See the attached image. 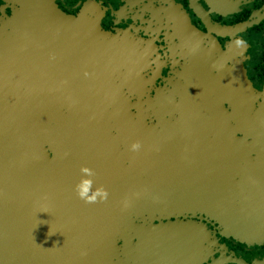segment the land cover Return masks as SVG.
Wrapping results in <instances>:
<instances>
[{"label": "water", "instance_id": "1", "mask_svg": "<svg viewBox=\"0 0 264 264\" xmlns=\"http://www.w3.org/2000/svg\"><path fill=\"white\" fill-rule=\"evenodd\" d=\"M44 3L42 9L53 13H32L30 17L15 13V83L2 79L9 84L3 93L13 96L0 97V264H129L132 254L125 253L120 241L131 251L135 238L139 240L135 258L140 264H177L178 253L195 235L187 229L191 225L170 222L150 228L137 221L157 219L155 202L192 203L189 194L173 191L184 175L167 170H178L184 164L182 150L210 147L212 142L203 136L193 140L195 146L182 148L179 137L184 133L179 131V123L187 130L198 126L206 132L204 124L217 114L218 121L222 120V169L218 172L216 165L205 161L203 172L194 175L203 182V191L198 190L202 207L186 211L196 214L199 210L219 223L223 236L260 244L264 239V188L251 190V185L258 184H252L251 165L243 164L252 163L251 154L256 153V171L264 178V94L253 88L242 61L234 62V67L228 59L225 62L222 100H208L194 79L187 96L170 104L171 109L153 105L155 117L151 118L137 103L132 106L130 97L126 101L125 88L135 93L141 73L124 37L103 31L99 19L86 15L90 9L76 17L58 9L53 0ZM251 25L238 26L228 34ZM43 67L47 71L42 74ZM212 105L222 112H214ZM147 120L158 121L149 129L154 136L143 135L149 142L133 152L130 140ZM122 122L128 124L127 149L117 157L123 160L129 153L138 163L136 170L142 169L138 166L145 158L151 165L146 183L139 177L112 172L107 159L113 153L92 149L107 144V135L113 142L116 136L110 133V124ZM253 122L258 127L251 126ZM240 131L245 138H253L250 145L255 151L250 147L236 164L233 154L240 149L230 143L241 146L236 135ZM158 136L175 140L168 143ZM82 167L95 172L93 190L106 189L107 201L85 203L77 196ZM238 175L246 181H238ZM190 192L194 197L195 190Z\"/></svg>", "mask_w": 264, "mask_h": 264}, {"label": "flooded vegetation", "instance_id": "2", "mask_svg": "<svg viewBox=\"0 0 264 264\" xmlns=\"http://www.w3.org/2000/svg\"><path fill=\"white\" fill-rule=\"evenodd\" d=\"M58 9L67 15L79 17L86 13L93 19H99L98 22L103 31L121 35L126 40L127 49L132 48V59L140 68L141 77L136 84V91L132 93L125 88L126 101L130 97L131 105H139L145 115L150 114L154 118L153 105L169 107L170 104L179 103V98L187 96L189 93L188 85L195 79L198 82V89L205 93V97L222 100V68L228 59V64L235 66L234 62L242 61L246 70L248 80L253 88L259 93L264 94V0H53ZM44 0H0V97L13 96V93H3L9 86L3 81V78H9L15 83L16 76V34L12 20L15 13H27L30 17L32 13H53V10L46 11ZM246 23H252L241 31L230 33L231 29ZM12 40V42H11ZM243 41L242 46H237L236 41ZM13 46L15 48H13ZM18 49V47H17ZM20 54V53H19ZM29 59H27L28 61ZM30 62L43 63L30 59ZM30 64V63H28ZM13 66V67H12ZM46 67L41 69V73L46 72ZM18 73V72H17ZM231 75V73H230ZM201 80V83L199 82ZM203 86V89L201 87ZM17 95L16 93L14 94ZM262 100L260 99V102ZM137 103V104H136ZM126 106V105H125ZM176 106V105H175ZM174 106V107H175ZM128 107V106H127ZM214 112H222L212 105ZM259 105L256 103L255 110L258 111ZM134 114H138L135 108L131 109ZM220 116L204 124L203 129L206 132L199 131V127L187 130L184 123H179V131L184 133L179 137L182 148L195 146L194 141L206 137L212 145L206 148H195L193 151H183L185 162L178 170L168 169L171 174H180L184 177L176 185L183 195H190L191 204L170 205L166 202H155L157 219L154 221H137L139 224L146 223V227L153 228L162 223L190 224V232L195 233L191 236L195 244L199 246L197 255L193 259V264H264V239L260 244L243 243L233 236H223L222 227L219 223L205 218L199 212L196 214L188 213L189 209H200L202 203L199 199L198 190L203 191V182L194 176L201 167L205 166V161L216 165L218 172L222 169V120ZM134 122L133 124H135ZM107 123H105L106 125ZM132 124V125H133ZM140 124L141 132L130 140V143L139 142L144 147L149 142L143 135L154 136V130H149L158 124L157 120ZM94 125V123H93ZM110 132L116 138L113 140L107 135L104 141L107 144L95 145L92 149L95 152L108 151L113 153L110 159L112 172H119L125 175L139 177V181L146 183L150 176L151 165L144 159L140 160L136 170L135 161L130 159L129 153L124 154V159L117 157L122 154L126 148L125 127L127 122L110 124ZM139 125V123L137 124ZM255 126L254 122L251 125ZM120 127L124 128L121 130ZM197 128V129H196ZM153 133V134H151ZM237 145L230 143V146L239 148L240 153L233 154L237 161L249 148H255L250 145L253 138H245L244 132H236ZM136 138V140H134ZM163 141L172 143L175 137L168 138L158 136ZM134 140V141H133ZM164 141V142H165ZM129 143V141L127 140ZM166 142V143H167ZM116 146V150H115ZM74 149H79L73 145ZM141 147L139 151H141ZM233 148V147H232ZM201 150V151H200ZM235 151V149H234ZM91 163L93 162L90 159ZM241 160V159H239ZM247 160L248 159H244ZM251 162L243 164L252 167L254 180L251 190L254 188H264V178L256 168L259 167V156L256 153L251 154ZM149 167V168H148ZM145 168L147 170H145ZM106 170V169H105ZM210 170L207 169V172ZM161 173V172H159ZM162 174V173H161ZM152 181V178L149 179ZM238 181H246L240 175ZM260 180V182H258ZM199 182V183H198ZM251 183V180L249 181ZM159 190V189H156ZM191 190H195L194 197ZM202 199V198H201ZM204 208V207H203ZM167 209H175L170 211ZM170 215H176L170 217ZM165 216V217H164ZM122 227L121 231L123 230ZM263 232V230H262ZM264 238V237H263ZM138 238H135L128 251L124 240L120 241L121 247L125 253L131 252L129 264H140L136 253ZM126 262V256H122Z\"/></svg>", "mask_w": 264, "mask_h": 264}, {"label": "clouds", "instance_id": "3", "mask_svg": "<svg viewBox=\"0 0 264 264\" xmlns=\"http://www.w3.org/2000/svg\"><path fill=\"white\" fill-rule=\"evenodd\" d=\"M237 46H242L243 41L237 40ZM141 145L139 142L133 143L130 150L133 152L139 151ZM82 178L80 182L76 185L77 196L83 200L85 203H97L105 202L108 198V192L103 187L95 188L93 190L94 180L92 179L95 176V172L87 167L81 168ZM88 177V178H84Z\"/></svg>", "mask_w": 264, "mask_h": 264}, {"label": "rangeland", "instance_id": "4", "mask_svg": "<svg viewBox=\"0 0 264 264\" xmlns=\"http://www.w3.org/2000/svg\"><path fill=\"white\" fill-rule=\"evenodd\" d=\"M193 236H195V235H193ZM188 243L189 244H188L187 248L183 252L178 253V255L176 257L177 264H192L193 259L197 255L199 246H197L195 244L194 239L190 238Z\"/></svg>", "mask_w": 264, "mask_h": 264}]
</instances>
